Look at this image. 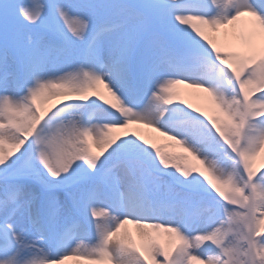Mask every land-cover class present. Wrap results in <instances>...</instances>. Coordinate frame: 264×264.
<instances>
[{
	"label": "snow or ice",
	"instance_id": "6c2138e0",
	"mask_svg": "<svg viewBox=\"0 0 264 264\" xmlns=\"http://www.w3.org/2000/svg\"><path fill=\"white\" fill-rule=\"evenodd\" d=\"M69 262L264 264V0H0V264Z\"/></svg>",
	"mask_w": 264,
	"mask_h": 264
},
{
	"label": "bare ground",
	"instance_id": "6f19581e",
	"mask_svg": "<svg viewBox=\"0 0 264 264\" xmlns=\"http://www.w3.org/2000/svg\"><path fill=\"white\" fill-rule=\"evenodd\" d=\"M180 87V86H179ZM190 91H193V90H190ZM188 99V101L190 102V103H193L194 105H197V106H203L202 105V103H201V101L197 98V96L194 94V95H191V96H186ZM138 128H140L141 130H142V132H143V129L141 128V127H139L138 126ZM144 134H145V132H143ZM149 135L150 136H148V137H150V139L152 138H155V142L158 144V146H161V147H163V145H162V143L164 144V142L165 143H167V141H169V140H167L166 138H164V137H160V135L158 134V138L156 139V136L157 135H155L154 133H152V132H149ZM147 137V136H146ZM147 137V138H148ZM176 147V148H178L179 146L178 145H176V144H174V145H172V144H170V143H168V147H170L171 148V150L173 151V148L174 147ZM167 147V148H168ZM176 148H174V149H176ZM179 148H181V147H179ZM126 227H128V228H131L133 231H135V228H134V226H132V225H128V226H126ZM71 263H74V264H76V262H69V264H71Z\"/></svg>",
	"mask_w": 264,
	"mask_h": 264
},
{
	"label": "rangeland",
	"instance_id": "374dc122",
	"mask_svg": "<svg viewBox=\"0 0 264 264\" xmlns=\"http://www.w3.org/2000/svg\"><path fill=\"white\" fill-rule=\"evenodd\" d=\"M71 264H74V263H71Z\"/></svg>",
	"mask_w": 264,
	"mask_h": 264
}]
</instances>
